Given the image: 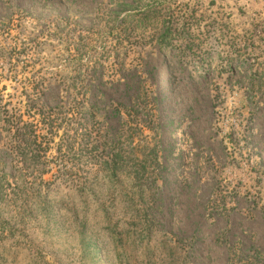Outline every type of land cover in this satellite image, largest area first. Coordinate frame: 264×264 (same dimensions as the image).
Returning <instances> with one entry per match:
<instances>
[{"label":"rangeland","instance_id":"rangeland-1","mask_svg":"<svg viewBox=\"0 0 264 264\" xmlns=\"http://www.w3.org/2000/svg\"><path fill=\"white\" fill-rule=\"evenodd\" d=\"M163 1L173 23L193 14L165 49L135 0H0V112L28 120V78L54 105L87 76L101 128H122L118 104L144 125L118 180L86 192L66 172L87 162L51 147L39 184L0 127V264H264V0Z\"/></svg>","mask_w":264,"mask_h":264},{"label":"trees","instance_id":"trees-1","mask_svg":"<svg viewBox=\"0 0 264 264\" xmlns=\"http://www.w3.org/2000/svg\"><path fill=\"white\" fill-rule=\"evenodd\" d=\"M126 1L115 0L114 3L116 6H123L127 4ZM135 3L140 10L138 11L141 15L140 19L144 21H141L143 32L149 31L155 37L159 49L172 46V41L190 33L192 25L190 22L193 21L192 13H185L186 19L180 23H173L170 17L172 8L165 1L135 0ZM164 11L165 18L161 21L150 22L151 15L159 16V13ZM208 67L209 64H203L199 66V69L205 72ZM86 83L92 84L93 80L87 79V76L73 80L70 87L65 86L67 90L64 94L69 96H60L59 102H56L54 106L42 100L45 97L43 82L35 78H28V89L35 90L34 93L28 92V120H20L16 116L17 114L8 110L0 112L2 123L0 127L6 129L10 138L9 151L14 156V167H28V177L37 174L40 179L39 184L42 183V174L53 169L48 166L49 155L46 154V151L51 147H55L59 153H66L77 158V166L82 161L87 162L88 168L85 170L88 171L85 177H81L78 170L73 171L70 165L66 172L71 174L70 177L76 178H70V181L75 183V189L79 192L89 191L95 179L118 180L119 174L127 167L125 159L130 151L126 150L125 138L132 137L134 133L142 130L144 125L132 119L135 116H131V113L128 112V106L118 104L112 108V113L122 120V128L114 132L101 128L97 120L98 114L95 112L96 106L89 102L90 85ZM130 101H133L130 105L131 108L139 107L137 96L131 98ZM125 113L128 117L126 119L124 118ZM148 118L149 121H153L152 116ZM57 133L59 135L58 142L53 144V136ZM153 152L154 149L149 150L148 157ZM146 168L147 159L145 157L135 158L132 176L137 182L141 183ZM34 182V179L29 180L28 178V184L32 185ZM5 183H7L5 173H0V200L3 198ZM41 191L42 188L37 187L36 194L33 196L40 197ZM32 198L28 195V201ZM43 213L46 211L43 210Z\"/></svg>","mask_w":264,"mask_h":264}]
</instances>
